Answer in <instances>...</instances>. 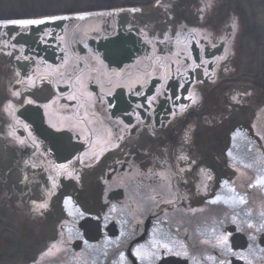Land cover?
<instances>
[{
	"label": "flooded vegetation",
	"instance_id": "1",
	"mask_svg": "<svg viewBox=\"0 0 264 264\" xmlns=\"http://www.w3.org/2000/svg\"><path fill=\"white\" fill-rule=\"evenodd\" d=\"M155 2L0 24V264H264L259 20Z\"/></svg>",
	"mask_w": 264,
	"mask_h": 264
},
{
	"label": "water",
	"instance_id": "2",
	"mask_svg": "<svg viewBox=\"0 0 264 264\" xmlns=\"http://www.w3.org/2000/svg\"><path fill=\"white\" fill-rule=\"evenodd\" d=\"M154 0H0V20L98 12Z\"/></svg>",
	"mask_w": 264,
	"mask_h": 264
},
{
	"label": "snow or ice",
	"instance_id": "3",
	"mask_svg": "<svg viewBox=\"0 0 264 264\" xmlns=\"http://www.w3.org/2000/svg\"><path fill=\"white\" fill-rule=\"evenodd\" d=\"M160 0H157V3L159 4ZM209 7L211 6L210 3L208 5ZM133 11H137L136 9H134ZM49 19H52V20H55V19H66V17H50ZM9 23L11 24H19V25H25V26H28V25H35V24H42V23H45L44 20H34V19H29V20H13V21H9ZM233 29H235L237 27V24L236 22L234 21L233 22V25H232ZM196 30L193 29L190 31L189 35L192 34V32H195ZM205 39H207V37H205ZM226 57H219L217 59H225ZM207 75V73H205ZM28 83L32 86H34L35 84V81L29 77L28 78ZM13 96H20L21 93L20 92H13L12 93ZM192 104H195L197 103V100H198V97L195 95V94H192L190 93L189 94V97H188ZM26 103L28 104H34L35 101L34 100H27ZM187 106H181V110L183 111L184 108H186ZM12 108H13V105L11 103H9L7 106H6V111H8V114L10 116H13L14 118V123L13 124H10L8 126V131L6 133V137L5 138H11L13 142H15L16 144H19L21 146L25 145L27 143V141L25 139H21L20 137L17 136V133H16V125H19L20 124V121L19 120H16L15 117H14V112L12 111ZM25 128H27V125H23ZM188 139H190V136L186 133L185 135V140L187 141ZM229 155H231V152L229 153ZM181 160H185L187 159L186 157H183L181 156L180 157ZM63 167V166H61ZM246 167H252V165H246ZM181 171H183V169H181ZM163 175V174H161ZM210 179V177H209ZM225 184H227L228 182L225 181L224 182ZM249 187L251 188H255V187H264V175H260L258 177H256L255 179V182L250 184ZM53 188H55V183L53 182ZM232 191L234 192L235 189H232ZM50 195V193H48ZM221 197L220 196H216L214 200L211 201V203H217V202H220L221 201ZM225 203H228L229 201L228 200H225L224 201ZM233 202H238L239 204L243 205V204H246L247 203V200L244 196H241V195H238L237 197L234 198ZM167 203H172V201H167ZM33 204H34V209L36 211H39L40 209H44V208H47V203L46 202H42V203H39L37 204L35 201H33ZM261 217H262V222L260 224V229H264V212L261 213ZM249 228H255L256 225L254 224H249L248 225ZM230 235V234H228ZM228 242V236H221L219 239H218V243L219 244H223V245H226ZM155 243V242H154ZM204 243H209V241H204ZM164 250L166 251H170V248H169V244L168 243H163L162 245H160ZM137 256L140 255L139 252L136 253ZM176 255H180V253H176ZM243 259V257H241ZM211 259V257L209 258Z\"/></svg>",
	"mask_w": 264,
	"mask_h": 264
},
{
	"label": "rangeland",
	"instance_id": "4",
	"mask_svg": "<svg viewBox=\"0 0 264 264\" xmlns=\"http://www.w3.org/2000/svg\"><path fill=\"white\" fill-rule=\"evenodd\" d=\"M156 1V0H155ZM244 2H247V4H246V6H248V10H246L247 12H248V16L250 17V19H253V17L254 18H257L258 20H259V24H260V26H261V28H260V30H259V32H263V34H264V31H263V29H264V9H262L261 10V12H257V11H254V9H255V5L258 3V5H259V7L260 8H264V0H227V2H226V8L228 9V8H234L235 7V3L236 4H241L242 3V5H244ZM161 5V4H160ZM135 6H137V5H135ZM143 6V5H142ZM236 8V7H235ZM110 9H112V8H110ZM247 9V8H246ZM108 10V9H107ZM250 10V11H249ZM252 11H254V12H256V13H258V14H256V13H252ZM253 16V17H252ZM83 18V17H82ZM67 19V18H66ZM81 19V18H80ZM249 19V20H250ZM79 20V19H78ZM251 24V23H250ZM254 51V50H253ZM255 52V51H254ZM258 53H259V58L261 59V60H263V58H264V46H258ZM262 70H261V73H264V67H262L261 68ZM262 75V74H261ZM260 133L262 134V135H264V128L261 126V128H260ZM22 255V254H21ZM23 256V255H22Z\"/></svg>",
	"mask_w": 264,
	"mask_h": 264
},
{
	"label": "bare ground",
	"instance_id": "5",
	"mask_svg": "<svg viewBox=\"0 0 264 264\" xmlns=\"http://www.w3.org/2000/svg\"><path fill=\"white\" fill-rule=\"evenodd\" d=\"M162 0H160L161 2ZM159 2V3H160ZM157 0L154 4H152V7H155L157 5ZM247 2H244V5L241 4H236L235 3V7H237L238 9H241L243 11L246 12V10H248V6H246ZM248 5V4H247ZM149 7H143L141 8L140 6L139 7H136L134 9L136 10H148ZM247 8V9H246ZM132 9V10H134ZM264 9V8H260L258 3L255 5V9L254 11H257V12H261V10ZM94 15H98V14H101L102 12L101 11H98V12H89V13H83V14H65V15H56V16H42V17H36V18H24V19H12V20H0V24H8V25H11V23H9V21H13V20H29V19H34V20H44V21H51L52 19H49L50 17H66V18H82V17H86V16H89L91 14ZM97 13V14H96ZM55 20H64V19H55ZM12 25H19V24H12Z\"/></svg>",
	"mask_w": 264,
	"mask_h": 264
}]
</instances>
